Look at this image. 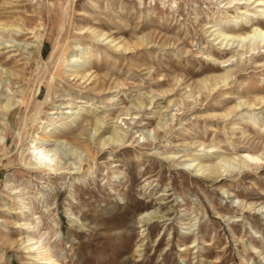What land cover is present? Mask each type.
I'll list each match as a JSON object with an SVG mask.
<instances>
[{
	"label": "rangeland",
	"instance_id": "374dc122",
	"mask_svg": "<svg viewBox=\"0 0 264 264\" xmlns=\"http://www.w3.org/2000/svg\"><path fill=\"white\" fill-rule=\"evenodd\" d=\"M0 23V264H264V47L221 62L214 30L264 29V5L0 0ZM51 127L64 167L27 168Z\"/></svg>",
	"mask_w": 264,
	"mask_h": 264
},
{
	"label": "bare ground",
	"instance_id": "6f19581e",
	"mask_svg": "<svg viewBox=\"0 0 264 264\" xmlns=\"http://www.w3.org/2000/svg\"><path fill=\"white\" fill-rule=\"evenodd\" d=\"M253 2H256L257 6L264 5L263 4L264 0H253ZM235 24L237 25V22ZM10 25H12V23ZM6 26H8V24L0 23V29L1 28L4 29ZM17 27H18V30H20L22 28L20 26H17ZM251 27H252L251 31L248 32L249 33L248 35H242L236 26H227V27L220 26V27L214 29V30H217V32H216L217 37L216 38L221 37L219 42L222 45L224 44L223 49H230L233 51V54H231L228 58L221 60V62H226V61L231 60V58L233 56H235L236 54L239 55V57L241 58L242 55L246 51H251V50H254L256 48L264 47V29L260 28L255 23H253L251 25ZM230 31H232V32H230ZM96 37H98V35ZM257 37L259 38V41L256 42L255 39ZM247 38L250 39L251 40L250 42H252V43L248 47H246L245 50H243L242 49V47L244 46L243 40L247 39ZM237 39H238V43L234 47L240 46V48H236L234 50V49H232V47H233L232 45ZM115 40H116V38H113L109 41V42H113L114 48H119V47L125 48V46L122 45L123 43L121 44L119 41L115 42ZM226 46H228V47L225 48ZM54 48L56 49L57 45H55ZM38 51H39V47L37 48V52ZM213 51H215V50H213ZM28 54H31V53L29 52ZM208 55H209V53H208ZM89 62H90L89 59L86 58L84 61H81V63H78V62L71 63L70 66H71V68H73V70L71 71V74H75V75L81 74L80 73L81 67L86 66V64H88ZM232 74H233L232 71L230 69H227V71L221 77V81L222 82L226 81L228 79V77ZM215 85L216 84H214V85L212 84V88ZM210 87H211V85H210ZM32 98H33V96H32ZM4 99H5V101L3 103H4V106L6 109H11V107L13 105H16V102H14V98L10 97L9 95H6L4 97ZM50 113H53V112H50ZM77 114H78V112H76V111L71 112L69 121H71V122L76 121L79 117ZM4 115H5V113H4ZM25 121H26V119L24 120V122ZM99 123H100V119H95L96 126H98ZM22 128L23 127H20L18 134H17L18 136H22L21 135ZM45 131L44 132L46 134V138L40 137V136L30 138V140L27 144V148H26L27 157H26V159H23L22 162L27 165V168H29L31 170L35 169V170H38L40 172H45V171H49V170H60L62 167H64L63 149L58 144V142H56L59 140L58 138H55L54 140L50 138V136L52 135V127L45 130ZM120 136H121L120 134L113 132V134H111L109 136V141L116 142V141L120 140ZM64 141L66 144H68L66 140H64ZM61 142H63V140ZM101 144L104 145L103 142ZM80 147H82V146H79V142H73V143L71 142V143H69V146L67 148L68 149L67 152L74 155L73 160H76L77 163H79V162L82 163V161H83V158L81 157V154H80L81 152L79 151ZM259 159H261L260 154L249 152L246 154V156L244 158L239 156V157H236L235 159L233 158V161H235L236 165L239 168H241V167H246L248 165L249 161H256ZM195 161H196V159H190V162L189 163L185 162V164L188 165L187 167H189V168L193 166V169L201 170V173L204 171H208L209 174L216 172L215 168H213L211 166H205L204 164L201 163V161H196V162ZM81 163L79 166H81ZM43 255L45 258L51 259L52 252H50L49 249L45 248Z\"/></svg>",
	"mask_w": 264,
	"mask_h": 264
}]
</instances>
